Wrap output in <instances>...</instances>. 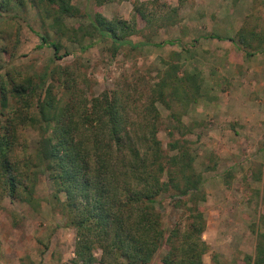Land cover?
<instances>
[{
	"label": "rangeland",
	"instance_id": "obj_1",
	"mask_svg": "<svg viewBox=\"0 0 264 264\" xmlns=\"http://www.w3.org/2000/svg\"><path fill=\"white\" fill-rule=\"evenodd\" d=\"M136 1L151 2L149 11L156 14L177 8V24L158 30L151 41L179 44L124 46L114 52L108 42L90 37L81 46L62 40L61 58L56 60L52 49L38 48L39 34L52 40L57 36L35 8L14 4L11 11H0V85L26 78L39 83L44 75L50 78L65 71L61 79L69 76L68 82L71 79L83 96L126 91L144 108L150 90L160 91L163 77H183L196 69L201 76L198 100L184 106L180 92L174 109L184 113L182 121L193 128L187 139L196 154L195 169L203 177L206 229L202 238L209 250L202 264H246L245 257L254 256L256 232H264L260 220L264 217V52L246 56L238 33L241 29L264 33V0H73L85 17L65 24L86 25V17L94 13L109 20H130ZM136 23L142 33L130 38L134 43L152 33L138 17ZM210 34L226 40L205 38ZM172 65L179 71L171 72ZM54 85L57 91L59 83ZM18 102L9 96L13 111L21 107ZM158 109L162 118L158 138L166 148L169 111L164 105ZM37 139L36 131L26 129L21 145L33 151ZM19 155L23 157L22 152ZM259 173L260 179L255 180L253 175ZM34 182L30 203L10 199L0 188V264H72L75 231L53 198L48 176H38ZM159 210L164 229L183 220L167 200ZM165 251L166 247L160 249L150 264H162ZM95 255L99 258V253Z\"/></svg>",
	"mask_w": 264,
	"mask_h": 264
},
{
	"label": "trees",
	"instance_id": "obj_2",
	"mask_svg": "<svg viewBox=\"0 0 264 264\" xmlns=\"http://www.w3.org/2000/svg\"><path fill=\"white\" fill-rule=\"evenodd\" d=\"M14 4L35 8L49 22L57 39L39 34L38 48L52 49L56 60L61 58L62 40L81 46L90 37L108 42L114 52L124 46L179 44L177 40L151 41L158 30L177 24V8L156 14L149 11L151 2L136 1L130 20H109L94 13L86 17V25L67 27V20L85 17L73 0H0V11H11ZM136 17L152 33L134 43L130 38L142 33ZM239 31L246 56L264 52V33ZM205 38L226 40L215 34ZM170 71L176 73L179 67L172 65ZM55 74L40 77L39 83L26 78L0 85V188L4 194L30 203L34 179L48 176L53 198L75 231L72 264H150L163 247L162 264H202L209 250L202 238L206 229L203 177L195 169L196 154L187 139L193 128L182 121L184 113L174 109L180 92L184 106L198 100L200 72L166 75L158 93L150 90L144 108L126 91L83 96L71 79L68 82L69 76L61 79L65 71ZM54 82L59 83L57 91ZM10 95L21 105L14 111L9 108ZM159 105L169 111L166 148L158 138ZM29 128L38 136L33 151L21 145ZM20 160H24L22 166ZM165 200L183 218L170 229H164L159 210ZM260 220L264 224V217ZM245 263L264 264V232H256L254 256L245 257Z\"/></svg>",
	"mask_w": 264,
	"mask_h": 264
}]
</instances>
